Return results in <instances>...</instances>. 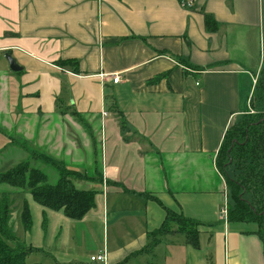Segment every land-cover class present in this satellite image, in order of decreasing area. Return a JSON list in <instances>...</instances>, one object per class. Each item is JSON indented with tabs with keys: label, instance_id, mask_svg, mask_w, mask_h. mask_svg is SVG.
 Returning a JSON list of instances; mask_svg holds the SVG:
<instances>
[{
	"label": "crops",
	"instance_id": "1",
	"mask_svg": "<svg viewBox=\"0 0 264 264\" xmlns=\"http://www.w3.org/2000/svg\"><path fill=\"white\" fill-rule=\"evenodd\" d=\"M0 52L23 68L0 57V107L15 114L11 127L21 113L31 128L40 112L51 126L71 116L98 142L74 166L62 160L101 196L79 221L102 225L100 243L89 235V261L106 251L108 264H264L257 224L221 217L230 195L216 167L227 130L254 113L252 100L259 108L264 0H0ZM132 197L146 202L122 210ZM169 212L199 222L200 249L172 233L135 254ZM40 213L44 233L47 219L51 228L73 221Z\"/></svg>",
	"mask_w": 264,
	"mask_h": 264
},
{
	"label": "trees",
	"instance_id": "2",
	"mask_svg": "<svg viewBox=\"0 0 264 264\" xmlns=\"http://www.w3.org/2000/svg\"><path fill=\"white\" fill-rule=\"evenodd\" d=\"M213 24L210 17L206 18V25L211 31L216 29ZM257 88L264 91V82L259 83ZM251 106L255 112H248L242 120L227 130L216 158V167L225 176L229 188L231 201L228 220L256 223L257 234L264 243V106L256 110L257 106L253 100ZM37 158H48L51 164L60 169V178L56 184H50L47 174L31 167L29 162L20 163L0 174V183L29 193L33 200L45 209L62 211L66 218L73 221L83 220L95 208L97 192L79 188L75 181L91 178L68 169L63 162L46 154H39ZM148 196L158 201V197ZM11 218L12 199L8 194L0 195V264H39L26 260L27 256L35 252L52 256L43 248L21 242L11 227ZM20 218L24 230L31 232L34 221L28 200L24 201ZM199 226V222L195 220L169 212L162 226L149 233L152 239L149 247L146 246L135 254L149 250L158 244L161 236L172 233L185 235L189 245L200 249Z\"/></svg>",
	"mask_w": 264,
	"mask_h": 264
},
{
	"label": "rangeland",
	"instance_id": "3",
	"mask_svg": "<svg viewBox=\"0 0 264 264\" xmlns=\"http://www.w3.org/2000/svg\"><path fill=\"white\" fill-rule=\"evenodd\" d=\"M0 57L6 58V54L0 52ZM263 82L264 68L259 80V83ZM255 101L259 106V110L262 109L264 106L263 90L257 89ZM5 105L0 107V130L5 128L1 131L13 136L15 139L13 141L6 139L0 131V174L5 173L20 163L29 162L31 167L38 168L47 174L50 184H56L60 178V169L51 164L48 158L44 160L42 158H37L39 154L46 152L56 158L58 157L57 161H64L68 166H74L79 160L86 158L90 150L98 152V142L88 133L87 127H84V129L80 126L77 122L78 118L69 116L66 124L62 123L60 126H51L48 121V116L40 112L34 127L31 128L28 126V114L21 113L18 118L15 119L14 127H11L15 114L11 111V107L10 111H8V105ZM16 114L18 115V113ZM64 162L63 164H65ZM233 173L234 172H232V174ZM98 180L99 177L96 176L94 181ZM87 181L88 180H76L75 184L79 188L90 189L92 186L89 185L90 182ZM4 194H8L12 199L11 227L19 240L23 243H32L36 246H40L45 251L52 254V256H46L43 252L31 253L27 256V262L39 264H92L87 258L90 256L91 251V237L89 235L93 234L97 236L98 239L100 238V241L98 240L100 243L102 240V225L95 223L93 220L85 224L71 220V224L75 225V228H73L71 224L68 225L70 229L65 224L61 227L58 225L56 228H51V224L47 219L45 221L46 232L44 233L42 229L44 223L43 214L41 215L40 213L38 219L36 217L37 209H42V206L32 200L29 193H24L7 184L0 183V195ZM98 199L101 200V196L96 198V202ZM25 200L30 202V206L35 214L33 216L34 223L36 220L38 222L41 221V226L39 227V225L35 223L31 232H26L21 224L20 216ZM141 200L146 202L144 198H124L121 203V209L123 210L126 208L134 211L137 208L126 207L129 201H132L133 204H137L139 203L138 201ZM118 210L117 208L115 209V211ZM67 231H69L68 238L66 236ZM50 245L53 247H49ZM70 247L83 256L80 257L77 256V254H72L69 250L71 249Z\"/></svg>",
	"mask_w": 264,
	"mask_h": 264
},
{
	"label": "built area",
	"instance_id": "4",
	"mask_svg": "<svg viewBox=\"0 0 264 264\" xmlns=\"http://www.w3.org/2000/svg\"><path fill=\"white\" fill-rule=\"evenodd\" d=\"M183 4L187 6H192V1H182ZM120 79L119 75H113V81L115 83H118ZM228 210H229V204L225 203L223 205V208L221 209V217L224 221L228 220ZM90 261L94 263H102V264H108L107 263V256H106V251L98 254H94L90 257Z\"/></svg>",
	"mask_w": 264,
	"mask_h": 264
},
{
	"label": "water",
	"instance_id": "5",
	"mask_svg": "<svg viewBox=\"0 0 264 264\" xmlns=\"http://www.w3.org/2000/svg\"><path fill=\"white\" fill-rule=\"evenodd\" d=\"M7 60L9 62L10 68L13 71H20L23 68L17 63V61L15 60V58H13L11 55H7Z\"/></svg>",
	"mask_w": 264,
	"mask_h": 264
}]
</instances>
